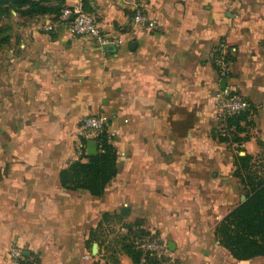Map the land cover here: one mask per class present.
<instances>
[{
	"label": "crops",
	"instance_id": "crops-1",
	"mask_svg": "<svg viewBox=\"0 0 264 264\" xmlns=\"http://www.w3.org/2000/svg\"><path fill=\"white\" fill-rule=\"evenodd\" d=\"M85 1L103 32L122 39L113 52L72 35L61 11L0 10L9 35L0 45V264H13V245L24 264H134L130 230L158 233L178 264H264L235 258L215 235L246 195L235 155L264 170V0H137L145 28L132 23V0ZM223 38L236 49L225 87L252 112L241 143L214 136L225 87L210 54ZM99 113L110 117L119 166L101 196L60 180L88 160L87 146L76 155L80 126ZM123 207L131 213L104 219Z\"/></svg>",
	"mask_w": 264,
	"mask_h": 264
},
{
	"label": "trees",
	"instance_id": "trees-1",
	"mask_svg": "<svg viewBox=\"0 0 264 264\" xmlns=\"http://www.w3.org/2000/svg\"><path fill=\"white\" fill-rule=\"evenodd\" d=\"M49 0H0V10L14 8L23 14H46L62 11V3L46 4ZM86 8V1L83 0ZM6 6V7H5ZM25 7V8H24ZM9 41L6 28L0 26V45ZM251 109H245L241 113L228 117L227 127H234L233 138L222 134L217 129L214 134L222 142L241 143L246 139L240 137L238 132L243 130L241 122H249ZM250 123V122H249ZM87 145L88 141L82 138ZM98 150L95 154H87V161L78 159L72 162L68 168L61 171L60 180L64 187L71 190H87L90 193L101 196L105 193L108 184L117 176L119 171L118 152L108 137V131L97 137ZM260 144L264 145L263 142ZM238 166L235 175L244 185L246 200L232 208L226 216L220 220L215 228L217 240L235 258L239 260L264 256V170L259 172L253 164V156L250 154L235 155ZM262 168V167H261ZM131 213L130 207H123L119 212L104 214V219L109 216H126ZM133 240L125 242V249L131 255L134 264H138L141 252L136 249L135 239L138 236L149 235L148 231H132ZM25 262V261H24ZM177 264V262L175 263Z\"/></svg>",
	"mask_w": 264,
	"mask_h": 264
},
{
	"label": "built area",
	"instance_id": "built-area-1",
	"mask_svg": "<svg viewBox=\"0 0 264 264\" xmlns=\"http://www.w3.org/2000/svg\"><path fill=\"white\" fill-rule=\"evenodd\" d=\"M132 2L134 4L132 23L142 28L147 27L148 19L144 9L137 0H132ZM60 18L69 21L72 35L91 38L95 41L96 46L102 50H105L109 45L118 47L123 42L121 38L113 37L103 32L95 14L85 9L83 0H81L79 5L63 7ZM51 29L52 26L50 25L46 27L47 31ZM235 53L236 49L230 46L225 38L220 39L212 49L210 54L211 62L218 73L219 79L227 81L230 78ZM227 88H223L217 94L220 119L223 121L222 134L224 135L227 134L226 120L228 117L241 113L249 106L246 99L231 92V90H227ZM110 127V117L104 113L86 116L81 122V142L76 150V155L81 158L86 152L87 145L82 141V138L87 140L95 139L97 141V137L101 133L108 131V137L112 139V134L109 131ZM135 246L141 252L138 264L176 263L167 242L156 232L151 231L149 235L136 237ZM9 256L13 264H24L26 260L22 248L18 245L11 246Z\"/></svg>",
	"mask_w": 264,
	"mask_h": 264
},
{
	"label": "water",
	"instance_id": "water-1",
	"mask_svg": "<svg viewBox=\"0 0 264 264\" xmlns=\"http://www.w3.org/2000/svg\"><path fill=\"white\" fill-rule=\"evenodd\" d=\"M116 49V46L114 45H109L105 48V50L113 52ZM227 81L226 80H222V85L225 87L226 86ZM98 150V143L95 139H90L87 143V152L88 154H95ZM246 200V195H242V201ZM97 246H95L96 248Z\"/></svg>",
	"mask_w": 264,
	"mask_h": 264
},
{
	"label": "rangeland",
	"instance_id": "rangeland-1",
	"mask_svg": "<svg viewBox=\"0 0 264 264\" xmlns=\"http://www.w3.org/2000/svg\"><path fill=\"white\" fill-rule=\"evenodd\" d=\"M255 165H256V168H257L258 170H260L259 172H262L263 169L260 168V167H261V166H260L261 163H258V164L256 163ZM243 186H244V185H243ZM242 188H243V187H242ZM243 190L245 191V189H243ZM245 192H246V191H245ZM130 239H131V238H130ZM132 239H133V238H132ZM177 264H178V263H177Z\"/></svg>",
	"mask_w": 264,
	"mask_h": 264
}]
</instances>
